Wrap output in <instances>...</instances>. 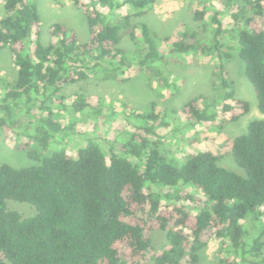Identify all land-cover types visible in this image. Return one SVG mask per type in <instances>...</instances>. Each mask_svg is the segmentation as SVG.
Instances as JSON below:
<instances>
[{"label": "trees", "instance_id": "trees-1", "mask_svg": "<svg viewBox=\"0 0 264 264\" xmlns=\"http://www.w3.org/2000/svg\"><path fill=\"white\" fill-rule=\"evenodd\" d=\"M73 1L87 19L85 42L60 23L50 26L43 42L36 0L3 3L0 49L9 47L16 66L15 78L0 92L4 138H19L15 148L29 157L61 141L67 146L65 138L74 132L87 139L75 153L57 148L38 164L15 167L0 160V264H198L213 235L228 252L219 264H264V119H252L237 135L225 132L249 112L226 67L231 47L245 63L264 113V0H215L222 10L213 0H195L202 8H193L192 18L202 25L182 21L174 36L165 37L142 21L157 0ZM122 7L129 12L118 14ZM124 38L132 48L122 46ZM182 56L216 60L212 75L220 91L197 95L180 108L187 114L185 127H174L171 136L188 146L182 159L164 149L170 113H178L173 108L132 112L133 131L120 130L108 145L97 129L79 132L64 119V113L86 110L103 115L102 97L93 104L68 86L91 75L127 81L119 75L128 70L131 77L168 86L167 65ZM199 124L213 127L227 153L214 148L215 136L204 137L207 148L184 137ZM225 154L240 172L219 164ZM8 199L28 203L33 212L8 208ZM153 229L165 231L161 250Z\"/></svg>", "mask_w": 264, "mask_h": 264}, {"label": "rangeland", "instance_id": "rangeland-1", "mask_svg": "<svg viewBox=\"0 0 264 264\" xmlns=\"http://www.w3.org/2000/svg\"><path fill=\"white\" fill-rule=\"evenodd\" d=\"M82 2L84 0H81ZM195 0H157L154 9L142 18L160 37L174 36L181 26V22L185 21L191 23L194 27L201 26V22L193 21V8L202 7L195 3ZM218 10L222 7L215 0L210 1ZM3 3L0 0V17L3 16ZM37 10L39 14V21L41 27V40L47 42L49 40V29L54 23H60L67 28L73 29L80 42L88 40V24L84 13L75 5L73 0H36ZM3 9V10H2ZM129 7H122L118 9V14H125L129 12ZM208 15H211L209 12ZM207 15V16H208ZM229 15L223 17V22L230 21ZM122 46L132 48L133 44L127 39H123ZM237 48H229L228 52L231 57L226 61L227 70L231 78L235 82L236 96L246 100L249 103V112L240 118L237 122L229 123L226 126L225 132L228 135H237L246 132L247 124L252 119H264V113L258 108V99L252 84L248 81L244 74L245 63L238 58ZM180 62L170 61L167 65L170 71L169 85L164 86L162 82L153 80L150 82L149 78L131 77L130 70L119 75V78H129L127 81L107 80L103 81L98 76L91 75V78L67 87L68 92L80 91L90 96L93 104L100 101L97 97H102L103 115L95 116L94 111L86 110L78 114L64 113V119L67 123H74L75 130L79 132L95 130L103 143L108 145V142H114L117 133L120 130L133 131L132 122H136V114L148 113L152 106H155V113L160 112V109L167 106L168 109L173 108L177 110L176 113H170L171 124L168 125L167 137L164 140V149L170 152V156L182 159L188 146L182 141L171 136V129L179 127L184 129L187 120V114L180 109L182 105L189 99L203 94L207 96H218L220 93L217 85L214 86L213 72L216 60L212 58H202L195 61L192 56L183 57ZM16 66L13 60V53L9 47L0 49V92L4 88V82L13 81L15 78ZM69 100H65L67 103ZM147 110V111H146ZM132 112H136L135 116H131ZM177 115V117L175 116ZM100 117V118H98ZM148 124L147 118L140 117ZM137 122L141 123V121ZM147 120V121H146ZM164 132V131H162ZM4 133L0 130V160L7 162L15 167L29 166L38 164L37 160H42L49 152L57 148L69 149L71 153H75V149L85 145L87 137L79 136L78 133H71L66 136L65 143L61 141L58 146L56 144L50 146L44 153L35 157H29L24 150L15 148V144L19 142V138L11 136L8 139L4 138ZM184 135V132H183ZM213 127H208L203 124L197 125L194 129L185 130L184 137L193 139L196 138L197 147L207 148L209 140L204 141V137H217V141L212 143L219 154L227 153L228 147L223 146V141L220 136H216ZM22 140H25L22 138ZM221 166L230 170L240 172L239 166L234 161L233 157L228 154L221 156L219 161ZM187 191V190H186ZM7 206L10 209H16L24 214H31L33 209L29 207L28 203H22L15 200H6ZM31 206V205H30ZM28 216V215H27ZM260 221H264V215L260 217ZM245 227H252L250 220L243 221ZM151 237L154 242L156 250H161L166 243L165 231L160 229H153ZM264 241V237L262 239ZM221 241L217 235L211 236L207 245L200 251V261L198 264H219V260L228 255L225 247L222 248ZM264 254V251H263ZM7 264H13L7 262ZM147 264H153L152 260Z\"/></svg>", "mask_w": 264, "mask_h": 264}]
</instances>
